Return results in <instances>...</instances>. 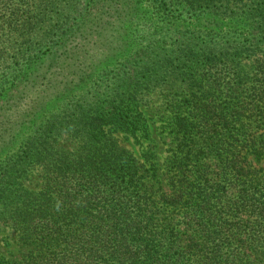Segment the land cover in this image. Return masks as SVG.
<instances>
[{
  "label": "trees",
  "instance_id": "1",
  "mask_svg": "<svg viewBox=\"0 0 264 264\" xmlns=\"http://www.w3.org/2000/svg\"><path fill=\"white\" fill-rule=\"evenodd\" d=\"M96 5L111 8L106 36L119 19L152 31L113 69L100 64L127 44L88 59L62 37L65 67L20 90L22 70L0 91V225L20 247H0V264H264V59L243 72L264 43V0L86 8ZM5 9V23L20 14ZM207 9L210 30H181L188 20L203 26ZM72 66L85 69L70 75ZM65 69L67 82L50 93L46 79ZM157 89L176 143L163 179L154 151L139 159L122 141L151 139L145 108Z\"/></svg>",
  "mask_w": 264,
  "mask_h": 264
},
{
  "label": "rangeland",
  "instance_id": "2",
  "mask_svg": "<svg viewBox=\"0 0 264 264\" xmlns=\"http://www.w3.org/2000/svg\"><path fill=\"white\" fill-rule=\"evenodd\" d=\"M0 5V91L8 87L16 75L21 74L25 70L27 74L19 78L20 90L23 86L36 83L41 77L50 70V73H58L64 66L58 62V55L60 54L59 43L64 41L67 43V48L72 49V53L77 52L85 53L87 55L79 54L81 58L91 59L90 56L94 55L105 57L102 55L103 47L110 49L109 44L124 43L127 46H122L118 51L111 50L112 57H105V62L101 63L102 69H113L122 57H130L135 51L134 47L139 42L138 39L143 35H147L152 31L149 26H146L140 20H125L119 19L114 25V32L106 36L103 32L105 28V21L110 17L107 9L109 5L101 8L96 5L91 8H86L89 1L101 2V0H1ZM121 3H128L131 0H119ZM147 1V0H144ZM4 2V3H3ZM221 4H219L220 6ZM8 6L9 11L15 7L20 14L17 17H9V21L5 23V9ZM145 9L149 10L150 6L145 5ZM144 11V8L138 11ZM211 9L203 12L202 22L203 26H197V23H191L188 20L181 26V30L189 33L200 29L210 30L211 27L207 23H211L213 14ZM112 12V11H111ZM4 15V16H3ZM151 13L148 14L150 16ZM11 16V14L9 15ZM151 17V16H150ZM145 18L140 16V19ZM136 22V23H135ZM193 22V21H192ZM152 27V26H151ZM63 31L62 34L61 31ZM227 33H224V35ZM230 36V35H229ZM210 38L199 40H209ZM212 40V39H211ZM222 40V39H220ZM243 43L247 42V37L241 39ZM110 42V43H109ZM72 47V48H71ZM101 49V50H100ZM100 50V51H99ZM110 51V50H109ZM68 52V53H69ZM250 55V56H249ZM98 59V58H97ZM257 59H264V43L260 45L258 51L254 52L252 49L247 52L243 59V72L252 69L251 63ZM31 65V66H30ZM255 65V64H253ZM70 70V75H79L84 67H75ZM99 69V68H98ZM253 71V70H251ZM69 71L65 69L64 73H60L57 81L48 83L46 79V87H53V85H61L63 87L68 80ZM53 80L55 79L52 78ZM52 80V81H53ZM177 86L174 82L172 86ZM51 88L50 93L53 91ZM61 89V88H60ZM55 88V90H60ZM66 89H64L65 91ZM163 91V90H162ZM76 92V91H74ZM72 95L73 91L68 92L64 98L59 102H65L67 97ZM28 102V100L26 101ZM58 103V101H56ZM28 104L24 103V107ZM1 108V106H0ZM146 115L149 118L151 126V139L143 141L142 143H135L133 140L122 139L124 146L130 149L139 159L147 149H151L156 154L157 167L160 177L163 179L167 161L175 148V140L172 133L168 128L171 122V116L166 108V100L163 96L161 89L152 91L151 102L145 108ZM42 115L41 112H39ZM41 118V117H40ZM39 118V119H40ZM25 134V133H24ZM73 147L66 145V147ZM40 168L32 171V178L40 172ZM2 231L0 233V247L3 251L17 252L20 249L18 244V235L8 225H0ZM18 246V247H17Z\"/></svg>",
  "mask_w": 264,
  "mask_h": 264
}]
</instances>
